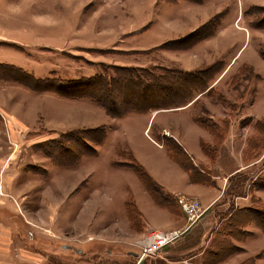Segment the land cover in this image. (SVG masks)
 Here are the masks:
<instances>
[{"label":"rangeland","instance_id":"374dc122","mask_svg":"<svg viewBox=\"0 0 264 264\" xmlns=\"http://www.w3.org/2000/svg\"><path fill=\"white\" fill-rule=\"evenodd\" d=\"M189 1L194 3L186 0H0V178L3 189V193L0 195V204H4L5 200L10 201L14 206L4 208H7L9 212L18 214V217L21 215L20 222L25 229H27V224L35 234L37 233L38 236L45 235L48 240H51L53 232L58 233L57 226H60L61 230L64 229L65 232H69V236H72L69 239L74 242L70 245L83 249L82 252H76L74 249L73 252H76L74 256L61 253L57 260L56 253L51 250V244L47 246L48 243H44L43 246L40 245L43 252L39 254L29 252L31 250L28 252L18 251L23 255L30 256L28 261L38 259L39 261L42 260L44 264H137L140 256L134 255V252H137L139 247L134 242L144 239V236L131 242L134 244L127 242L130 237L126 234L128 231L125 224L126 195L122 191L128 193L130 189L126 186H120L117 189L118 192L114 194L103 182V175L113 174L112 169L107 171V167L111 164H122L126 167H131L133 164L131 157L127 154L123 155L122 151H107L112 136L117 137L110 142L112 147L120 144L122 149L130 150L137 144V151L142 154L143 162L153 167L161 179L165 180L164 178H166L169 184L172 182V177L175 176V171L169 169L163 162L165 151L151 142L144 134L149 114L156 109L149 107V109L147 108L149 111L129 115L126 119L130 122L126 123L127 120H122L125 121L124 124L115 130L113 123L121 121V118L128 114L115 117L103 106L88 97L73 98L54 91L39 93L30 89L24 82L14 80L15 78L32 82L38 88H44L45 86L41 82L48 78L52 81L49 83V87L58 88L59 85L56 83L58 80L81 79L107 72L110 77H115V66H136L146 69L159 66L174 67V65L182 64L184 61L186 63L190 57H195L202 62L201 67L196 70L212 67V69L203 72L204 77L201 78V85L212 84V86L214 85L213 91H209L208 88L202 91V95V93L199 94L201 90L198 89L189 95V98L199 99L196 103L198 112L205 121L209 123L211 121V124L222 123L223 125V120L228 119V111L231 113V107L228 109L230 106L228 103L240 99L241 94L246 89V84L251 85L247 99L254 98L257 91L258 96L260 95L264 86V74L262 79H257L256 76L252 75L251 64L246 63L245 66H242V63L250 60L255 68L260 66L264 68V58H262L261 64L255 60V55L260 57L258 55L259 49L264 52V0ZM189 15L194 17L197 27L187 33L188 29L182 28L180 24L182 18L192 21V17ZM237 17L242 18L236 20ZM120 19L119 24L121 25L123 22L126 28L123 30L133 29L135 32L124 35V42L118 41L116 43L115 46H120L123 51L120 48L102 49L111 46V44L104 43L107 34L102 32L101 27L105 25L104 30H106L109 27L106 28L107 20L120 21ZM235 21L237 27L234 25ZM102 22L104 25L101 24ZM90 23L101 25V32H94V30L99 32L98 27L87 31L86 26ZM245 24L246 26L247 24L251 25L248 27L247 35L241 27ZM199 28L201 30L199 33L207 37L188 52H186L188 49L169 52L168 49L158 48L167 41H174L187 36ZM37 31L41 32L40 35H37ZM54 36L58 37L59 42H53ZM125 48H134L136 51L130 53ZM233 56H235L234 61L237 60V62L236 65L232 66L234 69L231 70L234 61L230 65L229 62ZM126 62L136 64L127 65ZM237 70L242 72L234 75L235 72H238ZM34 92L58 95L69 100L88 99L95 107H99L98 109L106 117H111L113 120L96 127H75L57 131L43 127L46 125L47 119L41 115L40 118L35 117L36 120L38 119V123L41 122L40 126L37 123L38 126L32 128L27 122H31V115H35L34 111H36L35 97L32 96L35 94ZM52 99L57 98L52 97ZM23 100L26 105L22 110L7 109L14 103L18 104L19 101ZM57 100H60V103L64 102L60 108L66 110L69 105L64 100ZM29 101H34V103L29 105ZM8 102L10 104L6 108ZM175 107L180 106L170 108ZM192 109L194 108H190L188 112ZM30 111L31 115L29 114ZM170 112L156 117L150 134L156 136L158 126L161 124L165 128L163 132L166 138H171V135L174 136L175 134L176 138L190 152L195 154L197 150L195 144L199 145L195 135L189 132L188 137L182 131L178 132L174 129L171 131L170 129L172 126L170 122H176L180 119L183 112ZM17 117L20 119L17 120ZM116 118H120V120H116ZM25 119L27 120L25 121L26 124H24ZM163 120L168 122L162 124ZM40 128L42 131L37 132ZM49 133H52L53 137L45 141L37 137L38 134L43 137H50ZM102 133L107 135V140L105 146H98L100 144L98 139L100 140ZM59 143L63 145V149L56 147V144ZM97 146L98 151L96 150ZM92 149L96 150V153L90 154L86 151L91 152ZM193 156L196 161L199 160L197 155ZM39 157L43 159V162L40 161ZM26 161L29 164L30 172L37 180L43 174L50 181L51 174L54 172L61 179H67L70 169H73L74 166L79 167L80 165V168L86 171L88 167H92L94 169L93 174L87 185L80 188L77 196L91 194L92 200H94L96 195H105L106 193L107 198H109L108 203L105 202L100 206L97 214H95V210H92L91 217H84L86 220L81 217L82 214L80 213L72 214L68 210L61 212L52 221L56 223V228L52 226L51 222L50 224L46 223L47 226L45 223L31 219L25 211V205L19 195L8 187L9 172L12 170L20 172L21 169L17 168L16 165ZM172 164L180 169L176 163L172 162ZM24 172L27 170L25 169ZM124 175H128L127 184L137 200L143 203V206L146 205L144 202L147 201L154 204L138 180L133 182L134 179L130 174L125 173ZM174 183L177 185L179 179L176 178ZM46 188L47 191H51V187ZM22 190L27 189L22 188ZM39 191L41 192V189L35 193L40 194ZM170 194L175 198H179L181 195L187 196L181 191L170 192ZM228 194L227 192L226 195ZM188 196L192 197L191 195ZM204 213L194 224L202 218ZM116 214L125 222L122 227L116 225ZM189 222L190 220L187 218V223L183 228ZM3 225L0 222V230L7 231L9 226L6 223ZM191 227L174 243H178L190 231ZM112 229L116 230L113 231ZM113 232L118 233V239L122 243L113 242L115 240L110 235ZM15 233L20 235L17 230ZM85 238H90V240L85 241ZM80 239H82L81 243L78 242L81 241ZM63 241L58 242L60 250H62ZM21 247L26 248L25 245ZM149 256L144 257V259ZM5 261L6 259L3 258L0 260V264H6ZM31 264H35V261Z\"/></svg>","mask_w":264,"mask_h":264},{"label":"crops","instance_id":"0c3cea01","mask_svg":"<svg viewBox=\"0 0 264 264\" xmlns=\"http://www.w3.org/2000/svg\"><path fill=\"white\" fill-rule=\"evenodd\" d=\"M186 1L194 3L189 0ZM191 17L192 21H188L187 18H182L181 20L180 25L182 28L185 27L188 29L187 33L197 27L194 17ZM239 18L240 17H237L236 20ZM117 21L107 20L106 28L109 27L106 30H104V22L101 23L104 25L103 27L90 23V26L87 24L86 30L91 31L98 27L99 32L96 30H94V32L100 33L101 30L105 32L107 37L104 43L111 44V46H106V48L102 49H118L120 46L116 47V43L118 41L124 42V35L130 32L133 33L135 30L127 29L125 31L123 30L126 29L124 23H121L122 26L119 24L121 19ZM234 25L237 27L236 21ZM249 26L251 27L250 24L241 26L246 31V35L248 34ZM40 33V31H37V35H40ZM52 39L54 43L59 42L58 37L54 36ZM202 41L203 40L200 42ZM197 44H195V46ZM195 46L189 48L186 52ZM120 49L122 50V48ZM125 50L130 53L136 51L134 48H125ZM167 51L172 52L173 50L168 49ZM258 55L260 57L255 55V60L261 64V60L264 57L260 55V49ZM235 56L231 58L229 65L234 61ZM184 62L174 66L181 67L187 71H194L199 69L202 65L200 59L195 57H190L189 61L186 60V63ZM236 62L237 60L231 65V70L234 69L232 66L236 65ZM246 63L251 64L252 75L256 76L257 79H262L264 68L261 66L255 68L250 60L242 63V66H245ZM125 64L131 65L136 63L126 62ZM241 72L242 71L235 72L234 75ZM246 79L248 80V78ZM211 86L212 84L210 87ZM250 86L251 85L248 86L246 84V89L241 94L240 99H235L231 101V103H228L230 105L228 109L231 107V113L230 111L227 113V120L229 121L228 132L219 145L216 158L213 161H211V157L206 148H215L217 139L205 125L200 124L197 120L198 117L201 116L198 112V105L196 104L199 101L198 98L180 107L162 108L150 112V114L148 113L149 117L144 128V134L151 142L165 151L163 162L166 163L169 169L175 171V176L172 177L171 184H169L168 180L163 176L165 180H162L154 171L153 167L143 162L141 159L142 154H139L137 151V144L130 150L122 149L120 144L112 147L110 146V142L113 141L114 138L117 139L116 136H112L111 141L108 143V152L112 150L113 152L122 151L123 155L127 154L133 161H137L142 165L161 185L165 193L170 194V192L176 193V191H181L182 193L199 199L203 207L206 208L202 218L191 227L190 231L178 243L173 242V244L171 243L163 247L158 253L150 255L146 259L143 258L141 264H264V86L259 96L257 91L254 98L251 97L247 99L250 91L249 88H251ZM34 93L35 94L32 96L35 97L36 111H34L35 115H31V111L29 112L31 115V122H27L32 128L38 126V119L36 120L35 117L38 116V118H40L41 115L47 119V121L45 119L46 125L43 127L50 130L55 129L57 131L75 127H96L105 125L107 122L113 120L111 117H106L104 113L98 109L99 107H95L88 99L69 100L49 93ZM201 93L203 95V92L199 94ZM52 97L64 100L69 106L66 110H61V104L64 102L62 101V103H60V100L52 99ZM22 102H24V100L19 101L18 104L14 103L11 107L7 108L10 104L8 102L6 103V108L15 111L22 110L26 105L25 102ZM32 103H34V101L28 102L29 105ZM28 104L27 106H29ZM190 108L194 109L188 112ZM29 110H31L30 107ZM170 111L175 113L183 112L180 119L176 122H170V125L172 124V126H170L171 131L173 129L178 132L182 131V133L188 137L190 132L192 135H195L196 140L199 142V145L195 144L197 150L195 154H193L176 138L177 136L174 133V136L171 135L174 140L176 139L177 144L180 145L175 148L177 156L189 166L190 170L184 168L171 156L166 145L167 142L173 144L175 141L172 140V137H167L168 139L165 137L163 132L165 128H163L161 124L158 126L156 136L150 134V131L154 127L156 117L160 114L171 113ZM132 114L135 113H130L124 118H121V121L114 122L113 127L115 130L117 128L119 129L124 124L125 121L122 120H127L126 123L130 122L126 118ZM212 118L214 119V117ZM19 119L20 118L17 117V120ZM117 119L120 120V118H116V120ZM214 120H216V118ZM25 121L27 120H24V124H26ZM167 122L168 121L163 120L161 123L164 124ZM38 124L40 126L41 122ZM175 124L177 125L176 127L174 126ZM40 130L41 128L38 129L37 132H40ZM49 134L50 137H43L41 134H38L37 137L45 141L53 137L52 133ZM106 140L107 135L98 146H105ZM98 146L96 147L97 151L99 150ZM193 155H197L199 160L196 161ZM39 158L40 161L43 162V159L41 157ZM172 162L176 163L180 169L174 166ZM34 164L37 165V163ZM40 166L42 167V165ZM16 167L20 168L21 171L17 172L12 170V172H9L8 187L11 191L19 195L25 205V211L30 215L31 219L40 221L43 224L45 223V225L51 222L52 226L56 228V223L52 221L56 216H59L61 212H65L66 210H68L69 213L72 212V214L80 213L82 214L81 217L86 220L84 217H91L92 210H95V214H97L98 208L105 202L106 204L108 203L109 198H107L106 193L105 195H96L94 200H92L91 194L77 196L80 188L87 185L89 178L93 174L94 169L92 167H88L86 171L82 170L80 165L79 167L74 166L73 169H70L67 179H61L60 176H57L56 172L53 171L54 173L51 174L50 181H48L43 174L41 178L37 180L30 172L31 170L29 169L27 161L16 165ZM42 168L45 169V167ZM25 169L27 172H24ZM111 169L113 174L103 175V182L106 187L114 194L118 192L117 189H119L120 186L128 187L130 189L128 193L127 191H122V193L126 195L125 204L127 205L129 198H131L141 212L140 216L135 215L133 218V220L137 222H134L135 225L129 216L127 206H125L126 223L116 214V225L122 227V224L125 223L127 226L128 232L126 234L130 237V239L127 240L128 243L133 242L135 239H140L141 236H144L146 230L152 227L171 230L183 228L186 225L187 216L176 200L173 206H162L153 199L146 189L141 177L131 167H126L122 164H111V166L107 167V171ZM125 173L132 176L134 179L133 182L138 180L141 183L142 188L149 194L154 204L147 201L144 202L146 205L143 206V203L137 200L127 184L128 175H124ZM191 173L194 177H191ZM176 178L179 179L177 185L174 183ZM46 187H51V191H47L48 189ZM22 188H26L27 190H22ZM39 189H41V192L39 191L40 194H36L35 192ZM104 192L106 191L104 190ZM227 192L229 193L228 195H226ZM32 193L35 194L32 195ZM170 195L172 196V194ZM4 202V204H0V222H2V225L6 223L9 228L7 231L0 230V260L5 258L6 264H31V262L34 261L35 264H44L42 260L39 261L38 259L28 261L27 259L31 258L30 256L18 252L22 250L28 252L31 250L29 252H34L36 254L42 253L43 251H41L42 248L40 245L43 246L44 243H48L47 246L51 244V250L56 253L57 260L58 255L61 253L74 256L76 252L83 251L81 247L76 248L70 245L74 242L69 239V237L72 236H69V232H65L64 229L61 230L60 226H57L58 233L55 232V234L53 232L51 240H48L45 235L38 236L27 224V229H25L20 222V217L22 216L20 215V217H18V214L9 212L7 208H4L14 205L7 200ZM65 205L67 206L65 207ZM26 217L28 216L26 215ZM15 230H17L20 235L16 234ZM112 230L115 231L116 229ZM110 235H112L111 238L115 240L113 242H121L118 239V233L113 232ZM61 240H64L62 242V250H60L58 245V242H61ZM80 240L81 241H78L79 243L82 242V239ZM84 240L86 241L89 239L85 238ZM22 245H25L26 248H22ZM74 249H76V252H73ZM139 251L140 249L138 248V254ZM226 251H231V254L223 260H214L213 256L215 254L220 255Z\"/></svg>","mask_w":264,"mask_h":264},{"label":"trees","instance_id":"16d2710c","mask_svg":"<svg viewBox=\"0 0 264 264\" xmlns=\"http://www.w3.org/2000/svg\"><path fill=\"white\" fill-rule=\"evenodd\" d=\"M199 31H201L200 28L177 40L167 41L158 46V48L169 50L189 49L207 37L206 35H201ZM260 52L262 57H264V52L261 50ZM114 68L116 70L115 77H110L107 72L97 73L81 79H69L68 81L58 80V82L56 81L59 85L58 88L49 87V83L52 81L48 78L43 79V82H41L44 84V88L35 87L32 82L21 78H15L14 80L24 82V84L29 86L30 89L37 92L54 91L73 98H91L107 109V111L115 117H121L129 113L146 112L149 111V107L157 110L174 106H183L189 101H192L193 97L189 98V95L193 94L198 89L201 90L199 92L207 90L208 88L209 91H213L214 85L211 87L209 84L201 85V78L204 77L203 72L205 70L207 71V69H212V67L206 68L205 70L200 69L195 71H187L178 66H159L150 69L138 68L136 66H115ZM197 120L200 124L205 125V127L208 128L217 139L215 148L209 147L207 149L205 147L211 157V161H213L216 158L219 145L228 132L229 121L227 119L223 120L222 125V123L211 124V121L209 123L201 116H199ZM104 136L105 135L102 133L100 140L98 139V143L101 144L103 142L105 139ZM172 140L175 141L173 144L167 142L166 145L171 156L184 168L190 170L189 166L177 156L175 148L180 145L177 144L176 139L174 140L173 138ZM56 145L58 149H63L61 143ZM86 151L90 154H93L94 152L96 153V150L91 152L89 150ZM50 156L52 157V155ZM131 168L141 177L146 189L158 204L170 207L174 205L175 200L179 204L178 198L165 193L161 185L137 161H133ZM191 177H194L192 173ZM126 206L133 224L134 222L137 223L133 218L135 215L140 216L141 212L136 203L129 198ZM230 254L231 251H226L220 255L215 254L213 257L214 260H223Z\"/></svg>","mask_w":264,"mask_h":264},{"label":"built area","instance_id":"2783aa9c","mask_svg":"<svg viewBox=\"0 0 264 264\" xmlns=\"http://www.w3.org/2000/svg\"><path fill=\"white\" fill-rule=\"evenodd\" d=\"M3 193L2 183L0 178V195ZM5 193V192H4ZM8 195V193H5ZM178 202L187 218L190 220L185 228H175L172 230H163L159 228H149L144 235V239L136 241L135 244L140 248V257L154 255L161 249L179 239L185 231L190 228L194 222L206 211L201 201L195 197L179 196ZM90 240V238H88Z\"/></svg>","mask_w":264,"mask_h":264},{"label":"water","instance_id":"95a60500","mask_svg":"<svg viewBox=\"0 0 264 264\" xmlns=\"http://www.w3.org/2000/svg\"><path fill=\"white\" fill-rule=\"evenodd\" d=\"M134 255L139 256V254L137 252H134ZM142 261H143V258H139V261H138L137 264H141Z\"/></svg>","mask_w":264,"mask_h":264}]
</instances>
